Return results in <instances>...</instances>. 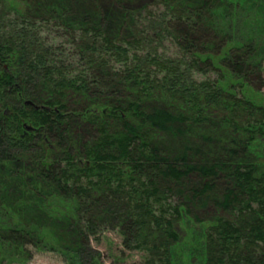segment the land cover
Returning a JSON list of instances; mask_svg holds the SVG:
<instances>
[{
	"label": "trees",
	"instance_id": "1",
	"mask_svg": "<svg viewBox=\"0 0 264 264\" xmlns=\"http://www.w3.org/2000/svg\"><path fill=\"white\" fill-rule=\"evenodd\" d=\"M106 3L0 0V264H264V0Z\"/></svg>",
	"mask_w": 264,
	"mask_h": 264
},
{
	"label": "rangeland",
	"instance_id": "2",
	"mask_svg": "<svg viewBox=\"0 0 264 264\" xmlns=\"http://www.w3.org/2000/svg\"><path fill=\"white\" fill-rule=\"evenodd\" d=\"M144 2H146L145 4H147L150 3L151 0H145L143 2L140 1V3L137 4L129 3L127 2V0H107L106 5H109V3H111L114 6L115 4H117L118 6L121 5L124 8H135L140 7L142 4H144ZM262 90L264 92V86L262 87ZM38 94L40 98L47 96L46 91H39ZM76 135L77 138H79L81 141H85L92 138L95 133L92 128H90V126L82 125L77 129ZM22 166L28 167V164H24ZM222 216H225V214H223ZM177 232L180 238L184 237L185 229L183 226H178ZM90 245L93 251H97V254L100 253L99 259L103 264H139L141 261V257L137 252H132L122 247L119 236L113 231L104 232L103 236L97 242L91 241ZM24 264H68V262L59 254L52 252L35 251L32 255V258Z\"/></svg>",
	"mask_w": 264,
	"mask_h": 264
}]
</instances>
